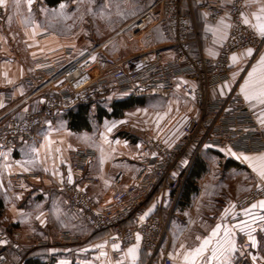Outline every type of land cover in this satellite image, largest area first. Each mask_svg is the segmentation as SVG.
<instances>
[{"label": "built area", "instance_id": "2783aa9c", "mask_svg": "<svg viewBox=\"0 0 264 264\" xmlns=\"http://www.w3.org/2000/svg\"><path fill=\"white\" fill-rule=\"evenodd\" d=\"M193 1L196 8L212 13L207 15L209 21L228 16L231 27L227 39L214 56L191 51V43L198 42ZM243 5L244 0H236L235 7L229 4L221 7L219 0H154L119 28L117 34L135 38L149 26L165 20L171 34L173 58L165 59L164 47L156 45L137 54L115 57L102 50L111 41L107 38L74 54L69 48H61L63 58L66 56L61 62L50 52L36 57L32 71L22 79L31 91L20 101L24 103L21 114L8 115L0 124V154L15 150L20 139L32 135L44 121L57 114L77 105L85 106L91 114L96 104L105 103L112 94L144 97L170 95L179 89L196 108L173 145L155 138L143 144L145 154L137 161L135 172L122 187L111 192L106 202H99L80 185L87 162L96 151L78 148L73 152L69 167L73 183H67L66 177L59 187L84 224L94 231L105 232L104 244L111 259L118 258L135 243L138 233L142 237L140 244L146 254V264H173L171 256L162 248L171 213L167 205L178 200L183 182L200 152L204 149L264 152V130L257 112L234 88L226 94L219 92L220 86L230 79L231 55L248 47L256 51L264 42L241 22L239 12H244ZM3 28L2 7L0 30ZM120 178V174L114 178L115 184H120ZM89 180L95 181V178ZM257 184L264 187V183L257 182L236 198L229 222L243 220L244 216L237 213L264 199V192L257 190ZM150 201H154V209L141 220ZM17 235L13 234L11 247L0 248V264H21L37 246L68 247L79 242L67 230L61 231L55 240L21 242ZM113 243L120 245V251H113ZM242 247L247 249L250 243L244 241Z\"/></svg>", "mask_w": 264, "mask_h": 264}, {"label": "crops", "instance_id": "0c3cea01", "mask_svg": "<svg viewBox=\"0 0 264 264\" xmlns=\"http://www.w3.org/2000/svg\"><path fill=\"white\" fill-rule=\"evenodd\" d=\"M35 1L42 2V6L46 8L44 21L39 15ZM63 1L65 0L53 4L48 3L47 0H33L29 9L27 0H19L18 4L14 0H7L6 6L3 7L5 27L0 30V105L3 106L0 107V124L8 115L21 114L24 103L20 101L31 91V87L22 79L32 71L34 58L50 52L61 62L66 58V56L63 58L61 48H69L74 54L96 44L77 43L73 39L61 36V33L54 29L53 8ZM129 1L133 4L131 10L123 15L125 16L121 23L123 25L137 17L154 2V0ZM249 2L251 7H244V13L251 23L255 24L257 21L254 20L252 13L259 14L260 5L264 0H249ZM182 4L186 7L185 1ZM205 13L204 10L196 8L193 1V19L197 27L198 42L191 43V51L193 54L201 52L206 56H214L224 41L222 36H227L228 29H224L219 24L220 18L213 21L207 20ZM226 23L229 24L228 19ZM209 28L213 31L210 32ZM145 32L148 33L146 38L142 40L137 36L133 38L136 46L124 56L137 54L146 50L148 46L156 45L164 47L165 59L174 57L171 34L165 20L149 26ZM104 45L103 52L107 54L112 52L111 49L106 52ZM246 49L233 53L239 57V62L233 64L231 60L230 79L220 86L221 94L228 93L232 88L240 93V87L244 84L248 72L257 64L260 55L264 54V42L258 50H254L251 57L241 55ZM226 83L229 84L230 90L223 88ZM115 96L117 100H120L130 95L112 94L108 100ZM185 98L193 107V113L186 117V121L189 116L196 113V108L189 98L186 96ZM248 103L257 112V119L264 117V106L256 101ZM103 104H96L94 110L96 107L100 109ZM107 117L113 116L99 117L97 113V119L92 123L87 108L77 105L66 112L57 114L51 120L44 121L32 135L20 139L15 150L0 154V248L12 246V237L15 232L22 238L51 240L61 231L67 230L78 238L77 244L68 247L37 246L28 255L33 259L52 264H117L118 260L124 258L127 249L116 259L109 257L104 244L105 232L94 231L84 224L70 207L65 194L59 187L61 178L63 177L64 180L68 175L71 156L78 148H92L96 151V155L87 162L84 180L80 182V185L99 202H106L111 192L122 187L133 175L137 161L145 154L143 144L140 145L139 141L131 142L125 136L111 135V131L106 129L103 120ZM183 124L177 139L166 145L171 146L178 141ZM259 124L264 130V125L260 122ZM33 149L38 151V156L34 158V163L25 164V161L33 159ZM204 150L205 154L198 155V162L204 169L194 179L195 187L191 190L183 189L182 195L180 197L178 195V200L174 204L167 205L171 213L162 248L171 256L173 264H184V252L199 246L201 240L197 237L210 236L218 224L222 225L220 236L213 239V244L206 251L207 261L201 258L198 264H224V257L216 260L212 255L216 239L223 237L225 228L232 229L234 225L240 223V221H228L229 215L233 213L232 205L236 198L247 192L255 183L261 182L252 164L238 157L244 155L256 157L264 155V152L249 154L228 150ZM213 163L219 175H210L212 169L210 166ZM256 163L259 165L262 162ZM25 167L27 171L24 170ZM118 174L121 181L120 184H115L114 178ZM204 177L201 187L198 181ZM89 178H95V181ZM213 185L219 186L220 191L230 196L232 194V197L220 204L210 203L208 196H204L205 199L203 194L211 191L214 188ZM153 209L154 201H150L145 213ZM256 214L261 213L256 210ZM243 220H247L254 229L252 235L256 238V246H251L247 232L233 229L236 244L242 250L232 253L228 264H239L242 258L246 259V256L249 257L250 263L253 257H264V231L261 230L264 229V222H253L251 216H244ZM244 241L250 243L249 248L242 247ZM181 245L184 247L181 248ZM142 255L146 264V254L139 242L137 264L141 263ZM125 264H129V261L125 260Z\"/></svg>", "mask_w": 264, "mask_h": 264}, {"label": "rangeland", "instance_id": "374dc122", "mask_svg": "<svg viewBox=\"0 0 264 264\" xmlns=\"http://www.w3.org/2000/svg\"><path fill=\"white\" fill-rule=\"evenodd\" d=\"M35 4L42 21H44V9L46 8L42 6V2L35 1ZM61 4L64 5L63 8L60 7ZM132 4L133 2L129 0H65L53 8V26L58 33H61V36L67 39H73L80 44L92 45L96 43L95 45H98L105 42L108 37L123 26L121 24L125 18L123 15L131 10ZM147 36L148 33L143 32L137 37L142 40ZM111 37V41L104 45L106 52L111 49L110 55L122 57L136 46L135 39L128 38L124 33ZM120 95L123 96L124 94ZM117 99L115 96V98H111L104 103L100 109L96 107L90 114L92 123L96 121L97 113L100 114L102 110H104V113L106 108L107 112H110V104ZM141 99L143 100L142 104H134L125 108L119 117L103 119L106 129L115 125L112 127L111 135L125 136L131 142L139 141L140 145L150 138H155L164 144L176 140L186 117L193 113V107L184 94L179 89H174L170 95L153 94L144 96ZM201 152L200 154L206 153L205 150ZM210 168H212L210 175H219L214 163ZM204 179L205 177L200 178L198 181L201 187ZM218 187L214 186L211 191L203 194V197L208 196V201L212 204L223 203L225 200L230 199L229 197H232V194L230 196V194L220 191ZM18 237L21 242L38 241L26 237L22 238L20 234ZM57 237L58 235L51 240H55ZM141 258L140 264H145L144 256L142 255ZM245 258L244 260H249L248 256ZM251 260L252 264H264V257H257L256 260L252 258Z\"/></svg>", "mask_w": 264, "mask_h": 264}, {"label": "snow or ice", "instance_id": "6c2138e0", "mask_svg": "<svg viewBox=\"0 0 264 264\" xmlns=\"http://www.w3.org/2000/svg\"><path fill=\"white\" fill-rule=\"evenodd\" d=\"M15 3H19V0H14ZM33 0H27V4L30 6L32 4ZM221 7H223L226 4L232 5L235 7L236 0H219ZM7 4V0H0V8L5 7ZM244 7H251V3L249 0H245V3L243 5ZM61 8L64 7L63 4L60 5ZM239 11V10H238ZM204 15H212L211 12H207ZM239 16L241 19V22L254 30L256 35L260 37L261 39H264V2L261 3L259 8V14L252 13V16L257 23L253 24L251 21L245 16V13L240 11ZM228 19V16L221 17L219 19V24L224 29H229L231 27L230 24L226 23V20ZM210 32L213 31V29H208ZM222 39H227V36H222ZM254 49L247 48L245 52H243L241 55L245 57H251L253 55ZM93 60L95 57L92 58ZM231 60L233 64L239 62V57L235 54L231 56ZM258 69L260 71L258 72ZM224 89H229V84H225L223 86ZM230 90V89H229ZM240 94L243 95L245 101L252 102L256 101L259 105L264 106V54L260 55L259 60L257 61V64L252 67V70L248 72L247 78L244 81V84L240 87ZM3 105H0L2 107ZM259 122L264 125V117L258 118ZM115 125H112L111 127H108V131L110 132L112 130V127ZM59 151V150H57ZM231 152V150H228ZM33 159H29L25 161V164H31L34 163V158L38 156V151L36 149H33ZM155 155V154H154ZM235 155V154H232ZM241 158L245 161H248L252 164V167L254 171L257 173V175L260 178V181L264 183V155L261 156H248L244 155ZM257 161H260L259 165H257ZM27 171L28 169L25 167L24 169ZM47 171V170H45ZM55 175V173H53ZM63 177L61 178V183H63ZM67 183L72 184L73 178L71 175V170H69V174L67 176ZM257 190L259 192H264V187H261L260 184L256 185ZM19 198V197H17ZM233 208H235V205H232ZM256 210H259L261 214L257 215ZM227 212V210H226ZM148 213H145L144 216H141L140 219L144 220L145 216H147ZM237 215L242 216H251L253 222L255 221H261L264 222V199H260L254 203H251L250 207L243 208L240 213H237ZM39 219V217H37ZM222 225L218 224L216 228L212 231L210 236L200 238L197 237L198 240H201V243L199 246L190 248L183 254V261L184 264H198V261L201 258H204L207 261V258L205 257V253L208 250L209 246L213 244V239L220 236ZM233 229H239L241 232H247L249 236V241L251 243L252 247L256 246V238L254 235H252V232L254 229L251 228V225L247 220H242L240 223L233 226L232 229L225 228L224 229V235L220 239H216L215 245L213 247L212 255L213 258L216 260H219L220 257H224V264H228V261L231 257L232 253H236L241 251L242 249L238 248L235 240V234ZM264 231V229H261ZM116 239V238H114ZM136 243L132 246L128 247L125 253L124 258L117 261V264H125V260L129 261V264H137L138 261V253H139V242L141 241L142 237L137 233L136 234ZM113 251H120V245L118 243H113L112 245ZM184 246L181 245V248ZM219 254V255H217ZM103 255V253H102ZM253 260H256V257H253Z\"/></svg>", "mask_w": 264, "mask_h": 264}, {"label": "trees", "instance_id": "16d2710c", "mask_svg": "<svg viewBox=\"0 0 264 264\" xmlns=\"http://www.w3.org/2000/svg\"><path fill=\"white\" fill-rule=\"evenodd\" d=\"M59 1L60 0H47L48 3H53V4H56ZM142 103H143V100L141 98H137L135 96L130 95L126 98L116 100L115 102H113L111 104V111L110 112L105 111L103 113L104 110H102V112L99 114V117L102 115L117 117V116L121 115V112L125 108H128L129 106H132L134 104H142ZM203 169H204L203 165L200 162H198V156H197L196 159L194 160V163H193L189 173L187 174V176L183 182V185H182L180 192H179V197L182 195L183 189L184 190H186V189L191 190L195 187L194 186V179L200 175V173L202 172ZM188 190H187V192H188ZM185 195H186V193H185ZM21 264H52V263L40 261L36 258L33 259L29 255H26L23 258ZM71 264H76V263H71ZM239 264H252V263L243 259L242 261L239 262Z\"/></svg>", "mask_w": 264, "mask_h": 264}, {"label": "bare ground", "instance_id": "6f19581e", "mask_svg": "<svg viewBox=\"0 0 264 264\" xmlns=\"http://www.w3.org/2000/svg\"><path fill=\"white\" fill-rule=\"evenodd\" d=\"M124 26H125V24H124L121 28H123ZM117 33H118V31H116L113 35H115V34H117ZM113 35H112V36H113Z\"/></svg>", "mask_w": 264, "mask_h": 264}]
</instances>
